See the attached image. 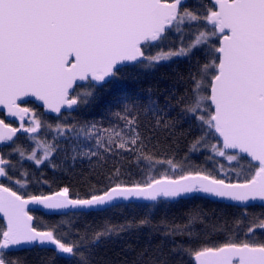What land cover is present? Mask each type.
Segmentation results:
<instances>
[{
	"label": "snow or ice",
	"instance_id": "1",
	"mask_svg": "<svg viewBox=\"0 0 264 264\" xmlns=\"http://www.w3.org/2000/svg\"><path fill=\"white\" fill-rule=\"evenodd\" d=\"M180 61L183 93L163 104L141 105L120 83L127 66ZM102 95L111 98L108 127L69 121ZM142 109L154 122L144 123ZM0 111L19 121L0 118V264H28L32 253L48 254L49 264H93L100 244L144 227L164 239L132 264H264V0H0ZM180 122L196 132L183 155L172 134ZM18 133L31 145L17 143ZM61 139L72 145L65 160L90 162L84 190L28 191L52 182L20 161L60 170ZM122 160L139 178H125ZM133 200L149 202L139 219L76 227ZM193 200L227 202L239 214L210 218L197 205L182 222L159 225L148 214ZM41 209L60 219L38 226Z\"/></svg>",
	"mask_w": 264,
	"mask_h": 264
},
{
	"label": "trees",
	"instance_id": "2",
	"mask_svg": "<svg viewBox=\"0 0 264 264\" xmlns=\"http://www.w3.org/2000/svg\"><path fill=\"white\" fill-rule=\"evenodd\" d=\"M186 69L187 64L183 61H180L177 64H172L171 67L160 66L153 70H140L128 66L122 69V73L126 78L120 81V83L125 85L128 91L134 96L139 97L137 102L141 105L147 104L149 97L157 100L158 103L163 104L166 95L171 93L179 96L183 93V85L177 82L176 75L178 72L186 71ZM137 76L138 78H135ZM149 89L151 91H149ZM110 99V97L102 95L98 103L86 107L78 113H74L73 116L68 118L69 121H79L80 123L98 122L102 126L108 127L111 121L110 106L108 103ZM28 106L32 107L33 104H28ZM37 110L38 112H42L39 108ZM178 111L179 108L177 107L175 111L171 112V115L175 116ZM73 117H75V119H73ZM47 118L55 123V118L50 116H47ZM142 118L144 119L145 124L150 120L154 122V118L151 117L150 114L144 113L143 109ZM172 134L179 141V152L180 155H183V153L187 151L188 141L196 134V132H189L188 125L180 122L176 124ZM167 135V131L160 132L157 135V139L163 142ZM23 137L24 136L18 137L17 143L24 146L31 145V141H26ZM42 138L51 140V133L47 137L42 136ZM86 143V141L82 142L81 147H84ZM169 143H171V138H169ZM71 147L72 145L61 139V152L55 159V162L60 165V170L58 171H54L51 167L47 166V162H45L44 165H41L40 168H37L31 161H20L23 168L28 170L30 176L34 174L36 177H40L41 173H43V178H47L52 182L51 188L48 184H37L33 182L29 185L28 191L37 194L41 192L47 194L58 185L62 186L64 184L72 185L74 190H84L79 181L82 176H86L91 171L90 162L88 159L84 158L75 161L71 159L65 160L63 150L67 148L70 151ZM172 147L176 148L177 145L173 144ZM85 150H87L86 147ZM6 154L7 153H5V155ZM124 155L128 156L129 154L124 153ZM12 159L18 160L19 158L16 155H13ZM94 159L95 158H93V160ZM192 159L197 164L204 161L203 155L200 154L193 155ZM223 162L227 165V161ZM120 163L125 169L126 179L139 178L141 173L134 163H129L128 160H122ZM147 204L148 203L122 205L121 209L109 211L104 215H88L80 218L76 227L81 230L86 226L98 228L103 226L106 221L113 224H125L128 221L139 219L141 216H144L147 213ZM129 205H131V207ZM197 205L200 210L206 213L210 218H224L226 216L230 220L233 214H239L236 208L226 207L225 204L207 200H193L187 203L170 204L167 208L161 204L148 214L154 225H159L162 220H167L169 222H182L185 219L186 213L196 208ZM249 211L259 212L261 209L258 207L249 208ZM35 214L38 217V226L51 224L60 219L59 216H48L39 212H36ZM163 239L164 237L162 233L152 231L148 227L130 229L129 231L121 233L119 236H113L96 247L93 264H132V261L136 259L140 252L147 250L151 254ZM27 260L28 264H49L48 254L44 253H41L40 255L32 253L28 255Z\"/></svg>",
	"mask_w": 264,
	"mask_h": 264
},
{
	"label": "water",
	"instance_id": "3",
	"mask_svg": "<svg viewBox=\"0 0 264 264\" xmlns=\"http://www.w3.org/2000/svg\"><path fill=\"white\" fill-rule=\"evenodd\" d=\"M127 67H128V66H127ZM31 104H34V102H32ZM39 109H41V111H43L42 108H39ZM0 113L3 115V117H4V119H5L6 121L15 122V123H17V124L19 125V121H16L15 118L7 117L6 114L3 113V111H0ZM47 116H50V117L55 118V114H47ZM18 135H26V134L18 133ZM0 147H1V146H0ZM117 203L120 204V205H128V204L149 203V202H145V201H135V200H133V201H128V202H125V201H118ZM217 203H222V204H225V205L227 204V202H223V201H220V202H217ZM37 212L42 213V214H44V215H48V216H57V215H50V214L44 212L42 209L39 210V211H37Z\"/></svg>",
	"mask_w": 264,
	"mask_h": 264
},
{
	"label": "flooded vegetation",
	"instance_id": "4",
	"mask_svg": "<svg viewBox=\"0 0 264 264\" xmlns=\"http://www.w3.org/2000/svg\"><path fill=\"white\" fill-rule=\"evenodd\" d=\"M29 104H31V103H29ZM26 106H28V105H26ZM0 115H1L0 118L4 119V117H3V115H2L1 113H0ZM5 121H6V120H5ZM6 122H8V123H12L13 126H18V124L15 123V122H10V121H6ZM26 123H27V121H26ZM22 136H24V135H18V137H22ZM1 147H3V146H1Z\"/></svg>",
	"mask_w": 264,
	"mask_h": 264
}]
</instances>
